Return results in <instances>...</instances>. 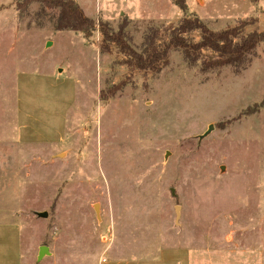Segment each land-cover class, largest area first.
<instances>
[{
	"label": "rangeland",
	"instance_id": "obj_1",
	"mask_svg": "<svg viewBox=\"0 0 264 264\" xmlns=\"http://www.w3.org/2000/svg\"><path fill=\"white\" fill-rule=\"evenodd\" d=\"M124 1L146 21L122 16ZM124 1L76 0L114 30L128 20L138 52L151 29L167 34L193 16L172 0ZM254 1L186 4L213 31L256 18L247 35L264 31V0ZM41 11L0 0V238L8 232L10 254L19 235L22 264L152 259L180 247L192 264H264V42L241 70L204 69L174 51L155 75L129 68L115 47L102 54L98 31H57L58 11ZM58 73L78 81L63 142H22L18 89L37 97L41 78ZM30 102L26 126L58 123L62 107Z\"/></svg>",
	"mask_w": 264,
	"mask_h": 264
},
{
	"label": "trees",
	"instance_id": "obj_2",
	"mask_svg": "<svg viewBox=\"0 0 264 264\" xmlns=\"http://www.w3.org/2000/svg\"><path fill=\"white\" fill-rule=\"evenodd\" d=\"M34 2L41 4L43 13L48 10L58 11L57 31L80 32L87 36L98 31L103 38L100 47L102 54L109 53L115 47L119 54L124 56V64L129 68L134 71H150L155 75L170 64L174 51L181 52L192 65L201 63L204 69H222L230 66L241 70L264 42V31L244 34L248 26L256 23V18L238 20L233 27L213 31L200 18L191 16L184 17L167 34L160 28L151 29L144 39L142 52H138L128 38V20H124L118 30H114L107 22L87 17L76 0H23V9H27ZM172 2L183 12L188 11L186 0ZM193 33L199 34V41L192 39ZM205 52L212 53L213 57H207ZM256 111L258 110H248L247 114Z\"/></svg>",
	"mask_w": 264,
	"mask_h": 264
},
{
	"label": "crops",
	"instance_id": "obj_3",
	"mask_svg": "<svg viewBox=\"0 0 264 264\" xmlns=\"http://www.w3.org/2000/svg\"><path fill=\"white\" fill-rule=\"evenodd\" d=\"M124 1V0H123ZM200 0H193L194 3V9L197 10L199 7L200 10L204 9L206 6L205 0H201V3L197 4ZM197 7V8H196ZM122 9V16H125L130 22L134 21H146L142 20L141 17L135 15L134 9L131 7H127V3L124 1L118 7ZM189 14L192 13L193 16H197L201 19L199 15H197L196 12L190 11V7L188 8ZM109 15H114V12H108ZM248 18V17H247ZM245 19V18H244ZM203 20V19H201ZM111 20H108L110 22ZM63 73H58L55 75H46L41 78L44 80L42 86V93L41 95L37 97H33L28 94L26 89L23 87L24 93L19 88L18 89V105H17V119L19 124V137L22 142L25 143H33V144H41L42 142H47L46 144H51L50 142L54 143V145L60 144L63 142L65 138V134L68 127V118L69 113L75 104V100L77 97V91H78V81L72 78V76H66L68 80H62ZM54 76V77H53ZM71 81V82H68ZM58 88L57 90H61L59 93L55 94H61L59 95L58 99L54 97L55 94H52L55 92L54 90ZM60 98H62L60 100ZM30 100L36 101V100H44L46 102H51V104L48 106L51 109H55L57 106L62 107V112L58 117V123L54 122L53 120L48 119V122H46L48 127H40L37 125L36 119H34L32 122L29 123V126H26V124L22 121V117L24 118V112L26 103L29 104V107L34 106ZM60 100V101H59ZM62 101V102H61ZM28 118L30 119V114H27ZM42 133L44 136L39 135L38 132ZM5 226H9L10 224L18 225L16 223H6L4 222ZM19 229V227H18ZM20 232V230H18ZM6 233V230H5ZM4 233V234H5ZM2 234V235H4ZM17 242L19 244V250L14 255V252L10 254V244H9V235L8 232L0 238V244H2V255L0 256V263L3 264H10L9 262H13L12 264H22V258H21V252H22V240L20 236L18 235ZM18 258V260H17ZM100 264H192V252L189 248L186 247H180V248H171V249H162L159 251L156 257H153L152 259H120L115 258L114 256H109L106 259H103Z\"/></svg>",
	"mask_w": 264,
	"mask_h": 264
},
{
	"label": "water",
	"instance_id": "obj_4",
	"mask_svg": "<svg viewBox=\"0 0 264 264\" xmlns=\"http://www.w3.org/2000/svg\"><path fill=\"white\" fill-rule=\"evenodd\" d=\"M38 216L42 217V218H47L48 214L47 213H38ZM41 255L43 256L44 252H42Z\"/></svg>",
	"mask_w": 264,
	"mask_h": 264
}]
</instances>
